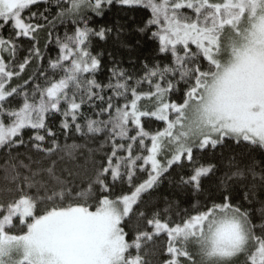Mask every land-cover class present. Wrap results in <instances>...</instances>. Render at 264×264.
Returning <instances> with one entry per match:
<instances>
[{
	"label": "snow or ice",
	"instance_id": "snow-or-ice-1",
	"mask_svg": "<svg viewBox=\"0 0 264 264\" xmlns=\"http://www.w3.org/2000/svg\"><path fill=\"white\" fill-rule=\"evenodd\" d=\"M0 264H264V0H0Z\"/></svg>",
	"mask_w": 264,
	"mask_h": 264
},
{
	"label": "trees",
	"instance_id": "trees-1",
	"mask_svg": "<svg viewBox=\"0 0 264 264\" xmlns=\"http://www.w3.org/2000/svg\"><path fill=\"white\" fill-rule=\"evenodd\" d=\"M136 16V23H139L141 19L145 18V13L138 12H125L122 11L119 7H113L112 10L103 18H96V26H103L105 24L111 25L119 20L121 23L125 22V19L128 16ZM134 24L129 22L126 26L125 32L122 34L121 39H126L129 44L133 46V50H130L126 47H121L119 42L115 38V33H113V38L109 39L106 43L103 41H98L95 46L96 52L103 53V70L99 73V78L104 79L108 75V68L111 67V60L115 59L122 62V67L128 69H137L139 70L142 64L147 61L151 63L153 58L156 56L155 48L156 42L149 39L147 36H141L139 33L133 31ZM62 34L63 28L58 29ZM43 33H41V40H43ZM139 41V43H137ZM111 54V57L109 56ZM51 55L54 57L56 51L53 48L51 50ZM130 61L134 63H130ZM34 69H29L32 71ZM71 143V140H69ZM198 162H208L220 163L221 157L220 152L218 151L216 156L213 157L211 154H207L203 157H197ZM187 167V165H186ZM182 169L171 170V176L166 178L163 183L152 192L151 197H145L146 199L154 198L160 202L161 207H163L164 199L168 200H179L182 207L188 206L194 199V194L188 190H181L177 187L175 183L179 179V174H182ZM205 185H208V182L205 181Z\"/></svg>",
	"mask_w": 264,
	"mask_h": 264
}]
</instances>
